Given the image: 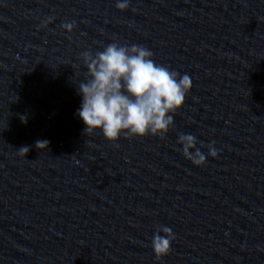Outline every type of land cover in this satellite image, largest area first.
Returning <instances> with one entry per match:
<instances>
[{
    "label": "clouds",
    "instance_id": "clouds-1",
    "mask_svg": "<svg viewBox=\"0 0 264 264\" xmlns=\"http://www.w3.org/2000/svg\"><path fill=\"white\" fill-rule=\"evenodd\" d=\"M129 6L130 0H116V7L122 11ZM73 26L62 25L69 31ZM81 55L87 73L86 79L76 84L82 97L77 115L85 125L84 132L100 130L110 142L121 135L164 138L174 125L172 114L183 106L193 86L191 77L157 64L152 51L141 45L111 43L102 51ZM178 143L186 159L196 166L206 164V156L196 147L195 136L180 134ZM48 144L47 140H39L35 146L47 149ZM19 151L28 153L29 149L22 147ZM208 156H218L213 145H208ZM174 239L169 227L159 226L151 241L154 255H167Z\"/></svg>",
    "mask_w": 264,
    "mask_h": 264
}]
</instances>
